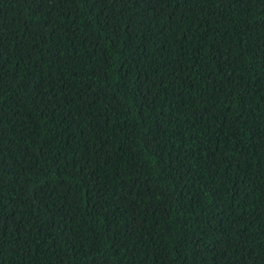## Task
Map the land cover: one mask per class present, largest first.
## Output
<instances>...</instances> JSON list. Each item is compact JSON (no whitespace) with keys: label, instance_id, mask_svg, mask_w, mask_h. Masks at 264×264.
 Segmentation results:
<instances>
[{"label":"trees","instance_id":"obj_1","mask_svg":"<svg viewBox=\"0 0 264 264\" xmlns=\"http://www.w3.org/2000/svg\"><path fill=\"white\" fill-rule=\"evenodd\" d=\"M0 264H264V0H0Z\"/></svg>","mask_w":264,"mask_h":264}]
</instances>
